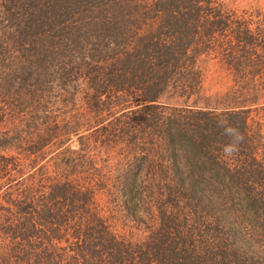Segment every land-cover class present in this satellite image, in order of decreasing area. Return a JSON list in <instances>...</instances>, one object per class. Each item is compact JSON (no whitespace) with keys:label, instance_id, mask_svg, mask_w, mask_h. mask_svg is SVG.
Returning <instances> with one entry per match:
<instances>
[{"label":"trees","instance_id":"1","mask_svg":"<svg viewBox=\"0 0 264 264\" xmlns=\"http://www.w3.org/2000/svg\"><path fill=\"white\" fill-rule=\"evenodd\" d=\"M236 1L0 0L13 148L56 147L12 186L3 264H264V106L242 92L222 109L161 100L174 83L197 93L198 50L264 79V14ZM225 117L244 136L229 160ZM108 207L145 236L116 231Z\"/></svg>","mask_w":264,"mask_h":264},{"label":"rangeland","instance_id":"2","mask_svg":"<svg viewBox=\"0 0 264 264\" xmlns=\"http://www.w3.org/2000/svg\"><path fill=\"white\" fill-rule=\"evenodd\" d=\"M236 2L237 4L233 5H237L239 11L249 10V12H252V9L254 8L256 14H264L263 0H260L259 2L254 1L252 4L246 0ZM256 19H258V17ZM197 52L199 53L196 59L197 70H195L196 73L194 74V77L198 80V85L194 80L197 87L194 91L197 93L189 96L188 98L181 95L179 96L180 92L178 91H181V89L178 90V88H176L177 83H174L168 88L166 94L161 99L163 102L182 104L183 100H189L191 103H197L198 105L204 107L222 109L225 106L237 105L244 101L240 98L243 97L241 94L242 92L245 95L249 94L255 97L254 99L253 97L246 99L245 103L256 101V104L253 107L264 106L263 77H260V75L253 76L251 74L245 75L244 73H240L238 68H236L237 64L230 65L225 63L220 59L221 56H219V52L215 49H208L205 52L198 50ZM16 85H18V83ZM80 110L81 109L79 107H68L64 109V115H66V119L75 115L76 119L83 121L84 119L78 118V112ZM18 121L20 122V117H18ZM13 125L12 47H9L6 48L4 52L0 51V135L8 137L9 141L7 146L0 148V155L5 156L0 158V185H4V187L0 188V201H2L5 205V209L0 210V264H3L6 260L12 261V255L10 257L9 250L12 239L4 228L7 227V223L9 221L6 216L12 214V186L18 184V182H22L27 175L30 176L34 172L39 173V167L42 164H46V166H48V163H54L52 155L56 153V147L54 145H47L42 148V150H39V153L33 152L30 154H25V146L20 148L16 145L19 148H13ZM81 129H85L84 123L81 125ZM67 141L73 148H76L79 145L78 137L75 132L70 134ZM30 142H33V140H30ZM117 151L118 150H114L115 153L113 152L108 154L110 158L107 159V163L109 165H112L113 163L115 164L118 161L121 153H116ZM26 155L28 156L25 166L22 164L20 167L21 163L24 162ZM12 159H17L19 164L13 163ZM67 169L69 171L68 167ZM9 206L10 209L7 208ZM104 213L106 215H112L111 220L113 226L119 233H128L133 235L134 238H143L145 236V224L142 226L139 223L134 222L129 217H125V212H123L121 208L113 209L108 207L104 210Z\"/></svg>","mask_w":264,"mask_h":264},{"label":"clouds","instance_id":"3","mask_svg":"<svg viewBox=\"0 0 264 264\" xmlns=\"http://www.w3.org/2000/svg\"><path fill=\"white\" fill-rule=\"evenodd\" d=\"M218 125L223 128V133L229 137V141L225 143L221 149L223 158L226 160L232 159L239 151V146L244 140V136L237 127L228 123L226 117L219 119Z\"/></svg>","mask_w":264,"mask_h":264}]
</instances>
